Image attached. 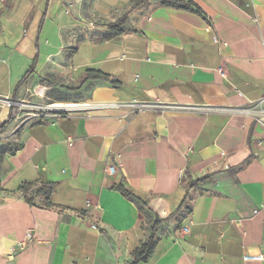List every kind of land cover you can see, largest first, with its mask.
<instances>
[{"label":"crops","instance_id":"crops-1","mask_svg":"<svg viewBox=\"0 0 264 264\" xmlns=\"http://www.w3.org/2000/svg\"><path fill=\"white\" fill-rule=\"evenodd\" d=\"M189 1L0 0V264H262L264 0Z\"/></svg>","mask_w":264,"mask_h":264},{"label":"built area","instance_id":"built-area-1","mask_svg":"<svg viewBox=\"0 0 264 264\" xmlns=\"http://www.w3.org/2000/svg\"><path fill=\"white\" fill-rule=\"evenodd\" d=\"M21 105L26 106L27 104L21 103ZM118 105L123 106L129 110L137 111V112H147V111H154L157 113H162L164 111H176V110H184V111H197V112H210L214 109L213 107H210L208 105H196V104H184V103H172V102H165L159 99L155 100H139V99H132V101L127 102H121L118 103ZM34 106V105H32ZM36 107V106H34ZM244 113L252 115L254 119L258 122H261L264 124V96L259 98L258 100L252 101L248 106L239 108ZM110 172H115L114 167L110 166L108 168ZM33 241V234L29 233L27 235V238L24 240H21L18 242V246L20 247H26ZM245 260L249 261H259L262 264H264V256L262 253H246L243 255Z\"/></svg>","mask_w":264,"mask_h":264},{"label":"trees","instance_id":"trees-1","mask_svg":"<svg viewBox=\"0 0 264 264\" xmlns=\"http://www.w3.org/2000/svg\"><path fill=\"white\" fill-rule=\"evenodd\" d=\"M136 1V0H135ZM178 3H176L178 6L186 8V9H192L194 11H196L197 13L201 14L206 20L209 21L210 24H212L211 20H209L208 16L206 13H203L202 10L195 4H192L191 1H186V0H175ZM187 2V4H182ZM34 67L31 66L28 74L32 73L34 71ZM95 78H100L102 75H100L99 73H96L93 75ZM17 113V108L15 106H13V108L11 109L10 112V116L0 122V132L4 130L5 126L8 124V122L10 120L13 119V116H15ZM201 179H195L193 181H188L187 184L190 186L195 185L197 182H199ZM31 184L28 186H22V189L24 191H27L30 188ZM28 187V188H27ZM121 192L123 193L124 196H126L127 198L131 199V200H136L138 205H139V209L141 210V212L146 213V204L143 200H141L138 196H136L135 194H132L128 189H126L125 187H120ZM52 192L50 189L44 188V186L41 187V189L39 190V193L44 196V198H46L47 200L51 199L52 197ZM28 201H30L28 199ZM163 219L156 217L154 222L152 223L150 229V235L148 237V239L142 243H140V245L136 246V248H134L133 250L130 251V255L132 257L133 262L131 264H139L141 262H148L156 248V242H157V231H158V227L162 224Z\"/></svg>","mask_w":264,"mask_h":264}]
</instances>
